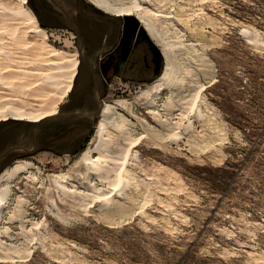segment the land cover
I'll list each match as a JSON object with an SVG mask.
<instances>
[{
	"label": "rangeland",
	"instance_id": "1",
	"mask_svg": "<svg viewBox=\"0 0 264 264\" xmlns=\"http://www.w3.org/2000/svg\"><path fill=\"white\" fill-rule=\"evenodd\" d=\"M130 1L122 3L129 5ZM166 5L165 11L173 19L155 18L157 30L164 40L177 42L175 48L181 47L179 53L177 49L174 52L178 53L176 62L183 66V72L202 66L204 69L195 76L197 84L187 82L161 96H152L153 83L160 76L152 73L150 79L114 78L103 89V102L127 100L134 116H144L151 127V131L146 128L151 137L125 158L131 171L126 178L130 181L126 190L130 199L123 195L106 204L91 195L75 197L76 194L51 188L47 177L50 173L71 172L69 186L81 191H86L91 183L95 188H90L95 191L107 187L104 181L107 176L114 178L113 173L104 172L102 181L88 176L84 168L81 171L74 167L94 135L101 108L94 114L78 112L87 113L91 121L96 118L92 126L76 135L68 129L72 119L68 123L57 120L70 117V93L57 100L58 115L42 123H0V173L20 159L33 163L32 172L12 182L14 195L2 214L1 232L18 195L25 200L23 221L28 222H24V227L13 223L11 240H5L19 251L12 252L9 263L1 258L0 264H264V0H166ZM24 6L30 8L28 0H0V26L6 27L0 28L4 38L0 52L6 56L17 49L10 45L4 30L21 35L26 31L21 14ZM94 9L105 16L107 23L93 24H104L101 28L121 34L128 20ZM135 26L136 32L140 25ZM44 29L50 45L76 52L81 65L79 78L85 83L88 70L80 60L75 35L69 28ZM26 37L41 41L31 33ZM107 41L90 49L87 58L113 43ZM142 45L146 50L141 58L151 64L150 44L145 39ZM6 46L11 49L5 52ZM193 49L199 60L190 57L191 62L187 55ZM162 62L163 68L164 59ZM197 85L205 86L201 107L206 116L200 123L194 121L201 129L198 134L175 129L178 121H183L181 125L188 121V117L180 119L179 114ZM170 95L179 106L168 111L164 104ZM151 97L157 100L154 110L167 121L155 122L148 117V109H142ZM128 117L135 125L134 135L141 133L144 126L137 124L135 117ZM171 132L180 136L173 139L168 135ZM33 135L37 136L36 144ZM16 147L30 151L21 154Z\"/></svg>",
	"mask_w": 264,
	"mask_h": 264
},
{
	"label": "bare ground",
	"instance_id": "2",
	"mask_svg": "<svg viewBox=\"0 0 264 264\" xmlns=\"http://www.w3.org/2000/svg\"><path fill=\"white\" fill-rule=\"evenodd\" d=\"M23 1L26 3V0ZM87 1L96 9L112 16L113 18L116 17L132 21L133 23L135 22L136 25H138L139 23L140 26H138V30H140V28L143 29L146 35L151 39V41L159 48L162 61L164 59L165 62L162 70L160 69V76L153 83L155 85V90L152 96H161L162 93L177 89L187 82L189 84H197L195 82V76L198 71H203L204 68L201 69L203 66L200 68H194V70H187L188 72H183V66H179L176 62L177 56L175 58V54L179 53L178 51L179 49H181V47L179 49L175 48L179 44H176L177 42L172 43V41L170 40H164V37L159 33V30H157L155 18L162 17L168 20H171L172 18L171 13L165 11V7L167 6L166 0H156V4L158 5L157 8L154 7V5H156L154 3V0H131L129 5L123 4L122 0ZM29 9L24 6L21 11L22 16L24 15L25 17L26 23V31H24L22 35L21 32L19 34L18 32L4 30L5 34H7L6 36L9 35V38H6L10 39L12 42L10 43V45H13V47H15L17 50L13 54L7 56L6 54L4 55L0 52V123H8L11 120L22 123H31L35 126L39 123L44 122L48 118H53L58 115L57 100L65 97L71 92L74 80L81 66L76 52L70 53L67 51L68 49H57L56 47H53L49 44L47 40L46 29L42 28L38 24L36 16ZM0 28L6 27L0 26ZM2 31L3 30H0V44L3 45L4 38L3 34H1ZM28 33L40 37V43L30 41L26 37ZM173 42H175V40ZM194 44L195 43H193V45ZM4 48L5 52L6 50L11 49L7 46ZM142 48L144 49V47L142 46L139 51ZM186 48L183 49V51L181 50L182 53L184 52V50H186ZM195 48L197 47L195 46ZM174 49H177L175 51H177L178 53H175ZM195 51L196 49H193L192 53L187 55V58L191 59L190 57L195 56L197 58L199 54ZM194 64H198L199 66V63ZM136 74L137 75L135 76L145 74L146 76H148V78H151V75H149L143 67ZM203 75H205V71ZM204 87V85H199L193 93V96L189 100L187 106H183L182 110L180 109V119L188 117V121H186V123H182L181 125V122L183 121L179 119L180 121L178 122L180 123H178V128L175 129L181 128L187 133L198 134L199 129L201 128H199V125V127H197L196 124H194V121H199L200 123V121L206 116V110L201 107V98L204 95ZM165 99L166 100L164 106L168 109V111H170V109L174 107L177 108L179 106H176V104L179 103L176 102V99L172 98L171 95L167 96ZM156 102V97H151L147 103H143V106L141 104L140 105L142 106V109H148L146 113L151 120L155 122L167 121V118H162L161 114L158 111L154 110V108L158 106ZM134 103L136 102L134 101ZM144 104L147 106V108H144ZM99 108H101V113L99 114V120L94 127V135L89 140L87 149H85V151L78 157L76 162H74V167L78 170L84 168V170H87V172L89 173L88 176L90 175L99 177L102 181H104V172L113 173L114 178L109 179V176H107V180L104 181L107 183V187L102 189L96 188V191L95 189L92 190L91 188H95V185H93L92 183L90 185L88 180V184L91 188L89 187L88 189H86V191H81V189L73 185H68L69 181L72 180V176L70 175L71 172H69V174L50 173L48 174V176H46L51 182V188H53L54 190H56L57 188L63 193H69L70 195L76 194L75 197H77V194L78 196H83L85 194L91 195L94 200L96 199V201L98 202L100 201L102 203L105 202L106 204H109L110 202H114L118 197L120 198V196L123 195L127 196V200L128 198L130 199L126 191L130 186V181L126 180V178L127 176H131V171L125 163V158L132 155L134 149L139 144H141L142 141L151 137L150 132H148L147 130L149 129L151 131V127L149 126L148 119L144 116H134L132 112V105L127 100H119L112 103L99 101ZM78 114H80L81 117H87V113ZM128 114L137 119V124L140 125L141 123L142 126H144V130H141V133L134 135V133L136 132L133 129V126L135 125H133L134 123L128 117ZM209 121L210 120H208V122ZM168 135H172V132ZM179 136L180 133H177L172 135L171 138L177 139ZM34 137L33 138L36 140L37 136ZM15 150H17L16 152L21 154H27L26 152L30 151V149L24 151L21 147H16ZM32 166L33 163L31 160L20 159L15 161L12 166L4 168V170L0 173V225L3 221L2 214L14 195L12 193V182L18 179L20 175L26 172H32V170L30 169L32 168ZM77 172L78 175H80V171ZM36 175H32L31 178H33V180L36 179ZM132 179L130 180L132 181ZM86 181L84 183H86ZM135 184L137 183H134V185ZM124 199L126 198L124 197ZM24 201L25 200L22 196L18 195L16 197V204L13 205L12 210L8 211L9 213L7 225L4 226L2 232L0 227V262L3 261L2 259L7 260L9 258L11 260V257H13L12 252L19 251V248L17 246H14L10 242H8V240H5V238L10 239L11 234L14 232V229L12 227L13 223L17 222V224L24 227V222H28L27 220L23 221L24 212L22 210V203ZM90 207H92V205H89V208ZM7 261L9 263V260Z\"/></svg>",
	"mask_w": 264,
	"mask_h": 264
},
{
	"label": "flooded vegetation",
	"instance_id": "3",
	"mask_svg": "<svg viewBox=\"0 0 264 264\" xmlns=\"http://www.w3.org/2000/svg\"><path fill=\"white\" fill-rule=\"evenodd\" d=\"M28 5L42 28H69L71 30L77 40L80 60L87 66V81L85 83L80 81L79 68L72 91L69 94L67 103H69L70 110L67 111V114L70 117L57 119L63 123H68L72 119L73 122L68 124V129L72 134L76 135L79 130L92 126L96 117H93L91 121L87 117H81L78 112L94 114L96 110H100L99 101H105L102 95L103 89L109 86L114 78L120 81L124 78H138L135 73L141 63L149 75L155 74L158 70L153 51L152 65L149 60L145 61L141 58L143 48L140 51L139 49L143 46L146 50L145 46L142 45L145 38L138 28L135 32L136 26L132 21H127L126 28L122 29L121 34L115 35L114 30L101 28L105 26L104 24H93V21L97 23L107 22L105 16L99 15L87 0H28ZM93 26L99 28H93ZM107 40L113 41V43L105 45V50H96L93 58H87V52L90 49L107 44L104 43ZM159 67L162 68V61ZM94 106L96 109L92 110L91 108ZM34 141L36 144L37 141L35 139Z\"/></svg>",
	"mask_w": 264,
	"mask_h": 264
},
{
	"label": "water",
	"instance_id": "4",
	"mask_svg": "<svg viewBox=\"0 0 264 264\" xmlns=\"http://www.w3.org/2000/svg\"><path fill=\"white\" fill-rule=\"evenodd\" d=\"M140 33L143 34L144 38L148 41V43L150 44V48L152 49L155 57H156V65H157V71L155 72L156 75H160L161 71H160V63L162 61L161 58V53L159 48L151 41V39L146 35L145 31L143 29L140 28ZM159 67V68H158Z\"/></svg>",
	"mask_w": 264,
	"mask_h": 264
},
{
	"label": "crops",
	"instance_id": "5",
	"mask_svg": "<svg viewBox=\"0 0 264 264\" xmlns=\"http://www.w3.org/2000/svg\"><path fill=\"white\" fill-rule=\"evenodd\" d=\"M137 55H138V53H137ZM143 66L142 65H140L138 68H137V70H136V73L138 72V71H140V69L142 68ZM144 68V67H143ZM135 73V75H137ZM136 77H138V78H148V76H146L145 74L144 75H138V76H136ZM3 153V152H2ZM1 153V154H2ZM1 154H0V156H1Z\"/></svg>",
	"mask_w": 264,
	"mask_h": 264
}]
</instances>
